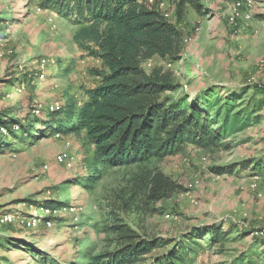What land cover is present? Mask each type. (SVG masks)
Wrapping results in <instances>:
<instances>
[{
    "label": "rangeland",
    "instance_id": "1",
    "mask_svg": "<svg viewBox=\"0 0 264 264\" xmlns=\"http://www.w3.org/2000/svg\"><path fill=\"white\" fill-rule=\"evenodd\" d=\"M156 1L165 2L170 19L176 21L175 0ZM199 3L201 12L187 6L184 19L177 23L184 36L191 37L184 42L182 58L177 62L152 61L153 67H163L178 84L177 90L165 96H196L210 86H222L229 93L249 84H264V0H255L248 24L241 19L237 24L230 22L233 0ZM38 4V0H0V113L9 121L23 119L39 104L64 103L68 96L83 103L82 88L94 87L99 80L91 69L99 68L101 61L78 48L73 40L75 23L56 9ZM195 28H199L197 33ZM42 57L49 63L41 80L36 75ZM143 66L148 72L153 68ZM21 82H26L25 89L17 92ZM58 132L29 138L22 130L5 137L0 153V215L19 217L12 224H0V262L69 264L77 260L85 264L82 255L108 248L104 233L91 224L97 222L101 227L111 221V210L141 238L172 241L145 256L143 264L168 254L194 229L213 223L225 228L232 225L229 238L215 245L209 244L210 237H201L197 243L187 240L184 244L193 257L187 264H228L256 242V235L244 236V230L264 228V196L259 198L250 188L256 175L254 166L264 164V110L257 122L231 134L224 146L205 150L190 144L178 154L147 165L110 170L92 193L68 180L73 173H82L86 159L92 158L93 146L83 137L56 136ZM63 150L72 152L75 169L57 162L56 156ZM245 161L252 163L247 169L239 166ZM234 164L237 168L230 174L212 169ZM154 169L163 171L180 188L150 203L147 210L114 208L117 194L130 187L134 177ZM259 186L264 193V175ZM49 198L68 200L77 210L61 214L50 227L43 222L35 229L22 224L23 217L40 215L34 202ZM138 203L145 209L142 201ZM257 248L264 252V246Z\"/></svg>",
    "mask_w": 264,
    "mask_h": 264
},
{
    "label": "trees",
    "instance_id": "2",
    "mask_svg": "<svg viewBox=\"0 0 264 264\" xmlns=\"http://www.w3.org/2000/svg\"><path fill=\"white\" fill-rule=\"evenodd\" d=\"M41 8H54L77 26L73 40L87 56L99 59L101 66L91 74L99 80L94 87L82 88L86 100L80 103L68 96L57 111L44 116L28 112L23 119L9 121L0 113V126L21 125L29 138L46 137L55 131L62 135L83 137L93 146L92 158L86 159L82 173H73L68 180L80 189L94 192L100 181L113 169L142 166L154 160L182 152L187 145L213 150L226 145L231 134L238 133L257 122L264 110V84H249L236 92H225L222 86H210L196 96L171 98L168 92L177 90L172 74L163 67L144 68L147 60L159 58L177 62L183 56L184 34L178 24L184 19L187 6L201 12L199 0H175L176 21L166 17L159 1L147 0H38ZM178 21V22H177ZM181 23V22H180ZM252 92L249 94V92ZM223 92L224 94H221ZM25 121V122H24ZM0 132V153L5 137ZM7 143V142H6ZM251 162L239 166L247 169ZM76 160L69 169H75ZM237 165L214 166L218 174H230ZM253 173L263 177L264 164L254 166ZM132 185L118 194L114 208L147 210L180 185L163 171L146 170L131 180ZM138 200L142 201L145 209ZM37 208L60 210L71 207L68 200L49 198L34 202ZM118 205H117V204ZM111 221L93 223L104 233L108 248L81 257L85 264H143L145 256L172 241L162 237L141 238L127 223L111 210ZM94 219V218H91ZM44 224V223H43ZM90 224V222H89ZM45 226V224H44ZM47 227V226H46ZM233 226L208 224L194 229L180 239L168 254L154 258L148 264H187L193 261L186 244L201 237H210L209 244L223 243ZM254 230L245 229L243 235ZM249 250L228 264H264V238L256 236ZM79 258V256L77 257ZM0 264H5L1 261ZM69 264H79L77 260Z\"/></svg>",
    "mask_w": 264,
    "mask_h": 264
},
{
    "label": "built area",
    "instance_id": "3",
    "mask_svg": "<svg viewBox=\"0 0 264 264\" xmlns=\"http://www.w3.org/2000/svg\"><path fill=\"white\" fill-rule=\"evenodd\" d=\"M149 3H154L155 0H147ZM255 6V0H233L231 11L229 13V20L233 24H237L239 19H241L243 22L248 24L253 19L254 11L253 8ZM159 7L164 11V14L166 17L170 18L171 13L170 10H168L167 4L165 2H160ZM199 28H195L193 30L194 33H197ZM191 39L190 36H184V42H188ZM4 53L1 54V56ZM153 59L147 60L144 65L147 67H153L152 64ZM49 63V59L42 57L39 60V70L37 72V78L38 79H44L46 76V70ZM262 69H264V62L262 63ZM25 83L21 82L17 85L16 91L17 92H23L25 89ZM262 84V83H258ZM61 108L60 102H54L46 104L45 106L42 104L36 105L33 107L31 112L35 115H40L44 112H50V111H57ZM21 130V125L19 123H14L11 126L2 125L0 126V132L4 135H9L11 132H19ZM61 133H57L56 136H60ZM56 160L59 164L64 165L66 168H71L75 158L70 150H63L59 152L56 156ZM47 168V165L45 166ZM263 179L260 175H254L252 177L250 188L257 194L259 198H262L264 196V193L260 190V181ZM77 210L76 207L71 206L69 208H64L63 211L65 212H72L74 210ZM79 209H81L79 207ZM37 211H39L40 215H37L36 217H23L22 224L27 226L28 228H37L40 224V222H43L45 226L50 227L53 224V218L57 215H59L60 210L57 209H50L46 207H41L40 209L37 208ZM19 217V216H18ZM15 214H2L0 215V224H12L14 221L18 218ZM167 217H170V214H167ZM251 235H256L258 237L264 238V228L262 229H255L254 232Z\"/></svg>",
    "mask_w": 264,
    "mask_h": 264
}]
</instances>
